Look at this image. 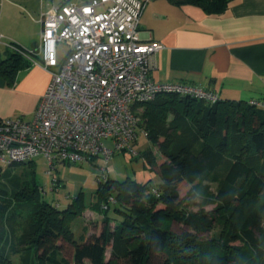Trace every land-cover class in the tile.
Returning <instances> with one entry per match:
<instances>
[{"label":"trees","instance_id":"obj_1","mask_svg":"<svg viewBox=\"0 0 264 264\" xmlns=\"http://www.w3.org/2000/svg\"><path fill=\"white\" fill-rule=\"evenodd\" d=\"M171 1L216 15L231 0ZM1 47L0 78L12 87L18 72L32 64L21 52ZM140 106L138 128L158 153L148 147L142 159L160 181H98L94 210L113 195L117 216L108 213L110 207L100 211V231L87 238L76 239L71 229V220L85 210L80 195L60 207L40 195L34 170L17 174L9 169L15 163L0 166V264H264L258 235L264 222V109L244 100L219 97L210 103L175 93ZM185 184L182 195L179 188ZM191 186L212 193L225 223L223 241L211 237L214 215L182 209ZM258 196L259 205L237 216L240 203ZM173 221L189 229L173 230Z\"/></svg>","mask_w":264,"mask_h":264},{"label":"built area","instance_id":"obj_2","mask_svg":"<svg viewBox=\"0 0 264 264\" xmlns=\"http://www.w3.org/2000/svg\"><path fill=\"white\" fill-rule=\"evenodd\" d=\"M148 1L83 0L51 5L40 14L39 41L30 49L0 32V45L21 52L51 75L30 119L0 118V166L41 157L50 174L60 162L97 159L98 181L106 182L114 152H134L140 130L136 112L141 103L166 93L210 103L219 99L208 88L153 79V56L163 43L140 38V18ZM60 42L68 47L62 57L58 55ZM248 103L264 109V99ZM51 188H58L55 177ZM114 202L115 197L109 195L101 208L107 210Z\"/></svg>","mask_w":264,"mask_h":264},{"label":"crops","instance_id":"obj_3","mask_svg":"<svg viewBox=\"0 0 264 264\" xmlns=\"http://www.w3.org/2000/svg\"><path fill=\"white\" fill-rule=\"evenodd\" d=\"M34 22L26 33L13 35V41L35 47L40 23ZM0 32L10 38L5 30ZM139 34L142 41L163 43L153 56L154 80L194 84L217 92L221 99H264V0H231L225 12L216 15L193 3L149 0L141 14ZM50 76L42 66L30 65L18 72L12 89L0 78V90L26 87L30 99L23 111L33 115ZM11 113L14 108L1 110L0 117ZM85 212L99 220L101 228L103 215L94 209L85 208ZM77 220L72 230L77 239H84L91 226L82 223L76 235Z\"/></svg>","mask_w":264,"mask_h":264},{"label":"rangeland","instance_id":"obj_4","mask_svg":"<svg viewBox=\"0 0 264 264\" xmlns=\"http://www.w3.org/2000/svg\"><path fill=\"white\" fill-rule=\"evenodd\" d=\"M75 3H80L81 0H68ZM67 0H0V30H5L10 35L9 40H16L13 35L18 36L27 32L34 25V21H39L40 7L44 9L49 8L51 5H58ZM39 41V40H38ZM33 48V47H25ZM0 49H2L0 45ZM68 47L64 42H60L58 45V55L62 57L67 51ZM12 89L11 86H8ZM30 99V95L26 92V87L20 86L18 89L10 92L0 90V111L11 110L14 108V113L11 115L2 116L6 117H23L30 119L31 114L26 113L23 109L27 106ZM142 110V106H138L137 114ZM108 145L110 141H106ZM151 148L154 153L157 152L156 146H154L146 137L144 132L139 130L138 138L134 142V152L129 150H117L114 152L111 159L108 161L110 167L109 177L112 180L122 181L125 179H132L135 181L143 182L151 179L155 183L160 181L158 175L148 168L147 164L142 159V152L145 149ZM158 155V153H156ZM9 169L12 173L22 174L34 170L35 178L38 183L42 186L38 187L41 189L40 195H43L44 199L49 202L58 203L59 206H63L68 203L71 197L80 195L86 209H94V206L99 202L98 193V175L101 173L100 163L97 159L95 161H84V162H60L57 163L56 167L51 171L50 174L46 172V167L41 157L36 158L34 161L17 162L14 165H10ZM29 177V175H28ZM55 177L57 179L58 188L53 190L51 188V179ZM212 192L215 185H211ZM189 185L185 184L179 188V192L183 195ZM191 189L189 195L183 202V210L185 212L198 213L203 211L208 214V218L212 219L211 224V237L213 240L223 241L224 235V219L220 217L219 210L215 206V202L211 201L212 193H205L202 189ZM261 196L257 198L245 199L242 204L237 208L238 215H243V211L247 206L254 207L260 204ZM98 209L99 213L102 211ZM222 214L228 215L229 212L225 210L220 211ZM108 213L112 216H117L114 212L112 204L108 209ZM230 216V215H229ZM77 220V232L79 235L82 223L91 226L90 233L85 237H89L90 234L98 233L100 226L99 220H93L92 216L88 215L85 210L73 220H71V229L73 221ZM112 223V222H111ZM113 225V224H112ZM173 230L189 229V226L179 222L173 221L170 225ZM73 231V230H72ZM74 234V232H73ZM261 237L262 243H264V222L261 224V231L258 233ZM75 237V235H74ZM76 238V237H75ZM77 239V238H76ZM215 241H213L215 243ZM240 242H234V245H239ZM111 256V248L107 247L105 250V259H109ZM83 264H91L88 260H85Z\"/></svg>","mask_w":264,"mask_h":264}]
</instances>
